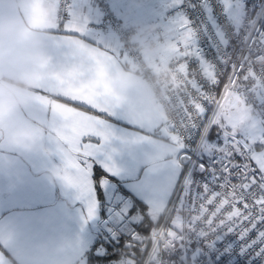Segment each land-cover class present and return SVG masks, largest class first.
I'll list each match as a JSON object with an SVG mask.
<instances>
[{"label":"snow or ice","instance_id":"1","mask_svg":"<svg viewBox=\"0 0 264 264\" xmlns=\"http://www.w3.org/2000/svg\"><path fill=\"white\" fill-rule=\"evenodd\" d=\"M56 2L61 13L51 26L53 37L62 38L71 58L59 70L47 60L34 99L59 116L53 130L63 145L61 179L89 196L91 168L102 148L97 141H109L108 121L118 110L104 100L105 77L112 66L131 62L132 54L97 44L89 37V20L74 10L72 0ZM217 5L219 15L212 0H171V19L160 33L166 47L159 63L174 61L180 77L169 100L175 114L171 120L154 114L132 119L146 137L162 138L173 148L171 199L155 205L149 218L167 223L174 213L171 222L180 231L153 227L150 237L133 234L127 264H138L132 252L135 241L142 253L150 241L147 254L164 264L163 253L183 248L189 234L197 232L205 238L235 235L240 254L250 264H264V0L251 6L248 0H217ZM224 77L223 94L217 98ZM69 101L78 104L68 106ZM213 129L214 141L209 139ZM185 166L187 175L178 184ZM194 172L204 178L194 180ZM88 214H94L91 204ZM253 232L255 238L250 237Z\"/></svg>","mask_w":264,"mask_h":264},{"label":"crops","instance_id":"2","mask_svg":"<svg viewBox=\"0 0 264 264\" xmlns=\"http://www.w3.org/2000/svg\"><path fill=\"white\" fill-rule=\"evenodd\" d=\"M73 8L89 20L90 39L120 50L113 35L96 30L100 18L90 0H73ZM120 10L122 19L132 23ZM61 41V37L52 36L47 48V59L55 70L71 58V49ZM77 104L68 102V106ZM54 122L33 153L0 147V264H30L42 247L49 249L54 264H85V255L95 246L102 223L93 165L120 181L148 208L171 199L174 169L170 163L162 167L149 165L148 156L155 149L148 141L153 138L146 137L126 112L117 110L116 117L108 121L109 141H97L102 148L91 168L89 196L53 175L57 170L63 175L65 166ZM255 147L260 150L259 145ZM89 204L94 207L92 217L88 214Z\"/></svg>","mask_w":264,"mask_h":264},{"label":"clouds","instance_id":"3","mask_svg":"<svg viewBox=\"0 0 264 264\" xmlns=\"http://www.w3.org/2000/svg\"><path fill=\"white\" fill-rule=\"evenodd\" d=\"M60 13L56 0H0V147L33 153L50 124L59 119L34 97L47 71L51 26ZM161 32L157 25L135 28L124 45L131 62L112 66L105 77V102L133 118L154 114L171 120L175 114L169 100L176 95L180 77L174 61L159 63L166 47ZM148 143L155 149L147 159L150 166L172 161L174 151L166 140L156 137ZM53 175L62 176L59 170ZM39 253L30 264H54L47 247ZM143 264L160 262L147 254Z\"/></svg>","mask_w":264,"mask_h":264},{"label":"built area","instance_id":"4","mask_svg":"<svg viewBox=\"0 0 264 264\" xmlns=\"http://www.w3.org/2000/svg\"><path fill=\"white\" fill-rule=\"evenodd\" d=\"M91 3L97 8L99 15V22L96 25V30L100 34H111L114 36L116 41L119 44L120 50H124V45L129 37L133 34L135 28L137 27H146L151 25H157L163 30L168 22L171 19L170 10L162 17L155 18L152 20H147L144 22H125L121 14L116 10L114 5L110 0H90ZM194 3L197 0H193ZM261 0H248V5L260 3ZM214 9L219 15L220 10L217 5V0H212ZM73 4V0H72ZM222 19V17H221ZM195 67V65H192ZM256 70H259V66H256ZM231 69H229V72ZM223 83H226V77L222 78L221 85L216 89V96L219 98L223 94ZM205 106H207L205 102ZM210 114V111H209ZM209 139L214 141L216 139V131L212 130L209 134ZM235 159L240 162L241 158L236 156ZM253 167L255 163L252 162ZM187 175V167L185 166L184 170L181 172L182 183L183 177ZM204 177L198 172L193 173L194 180H202ZM233 182H236L235 180ZM179 183V184H180ZM218 190V189H217ZM202 191V189H201ZM182 194V193H181ZM177 196L174 195L172 200L177 201ZM243 208L242 205H238ZM212 210L213 206H208ZM182 216L185 218L188 217L187 212H182ZM174 213L172 217H169L168 222L165 223L161 220L156 228L164 227L166 230L171 229L173 231L179 232L180 230L175 228L172 224V218H174ZM151 235V234H150ZM256 233L253 232L250 234L251 238H255ZM150 242V241H149ZM241 242L238 240V237L235 235L224 236L222 233H218L216 237H201L199 233L189 234L187 241L183 248H177L175 251L167 255L163 253V257L168 264H250L249 258L247 256L240 254ZM151 250V242L150 248Z\"/></svg>","mask_w":264,"mask_h":264},{"label":"rangeland","instance_id":"5","mask_svg":"<svg viewBox=\"0 0 264 264\" xmlns=\"http://www.w3.org/2000/svg\"><path fill=\"white\" fill-rule=\"evenodd\" d=\"M117 10L122 11L127 21L141 22L164 16L171 8V0H110ZM103 192L109 204L107 216L102 222L99 238L109 244V236L113 239H132L133 234H145L159 223L149 218L152 208L134 209L130 201L125 200L116 190V186L103 181ZM106 187H105V186ZM138 200V199H137ZM109 264H127V258L111 260Z\"/></svg>","mask_w":264,"mask_h":264},{"label":"trees","instance_id":"6","mask_svg":"<svg viewBox=\"0 0 264 264\" xmlns=\"http://www.w3.org/2000/svg\"><path fill=\"white\" fill-rule=\"evenodd\" d=\"M93 177L95 180V184L97 187V191L99 194L101 213H102V222H104V218L107 216V209L109 208V204L106 202L104 195V190L101 187V183L103 181H107L116 186L117 192L125 199L132 203L133 208L135 209H143L147 208L143 203L137 200L133 195H131L122 185V183L110 175L106 174L98 165H93ZM151 231L149 230L145 237H150ZM104 239L101 241L99 238L95 246L87 252L85 255V264H109L111 260H118L122 257L128 258L127 254L129 251L128 244L131 239L122 240V239H113L109 236V244L105 242ZM134 247L132 248V252L135 254V258L138 261V264H143V261L149 252L150 242H148L147 248L142 253L140 250V244L138 241L133 242Z\"/></svg>","mask_w":264,"mask_h":264}]
</instances>
